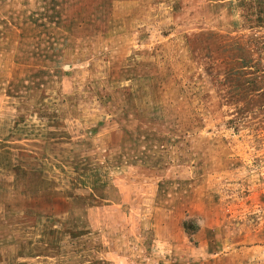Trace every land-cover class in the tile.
<instances>
[{
	"label": "rangeland",
	"instance_id": "1",
	"mask_svg": "<svg viewBox=\"0 0 264 264\" xmlns=\"http://www.w3.org/2000/svg\"><path fill=\"white\" fill-rule=\"evenodd\" d=\"M0 264H264V0H0Z\"/></svg>",
	"mask_w": 264,
	"mask_h": 264
}]
</instances>
